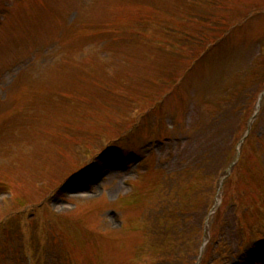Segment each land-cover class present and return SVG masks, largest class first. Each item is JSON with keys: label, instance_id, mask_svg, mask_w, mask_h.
Instances as JSON below:
<instances>
[{"label": "rangeland", "instance_id": "obj_1", "mask_svg": "<svg viewBox=\"0 0 264 264\" xmlns=\"http://www.w3.org/2000/svg\"><path fill=\"white\" fill-rule=\"evenodd\" d=\"M210 2L0 0V264H264V0Z\"/></svg>", "mask_w": 264, "mask_h": 264}]
</instances>
